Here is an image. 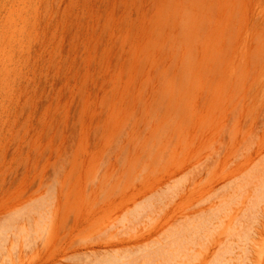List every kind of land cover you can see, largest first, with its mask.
Returning <instances> with one entry per match:
<instances>
[{"label": "rangeland", "instance_id": "1", "mask_svg": "<svg viewBox=\"0 0 264 264\" xmlns=\"http://www.w3.org/2000/svg\"><path fill=\"white\" fill-rule=\"evenodd\" d=\"M0 264H264V0H0Z\"/></svg>", "mask_w": 264, "mask_h": 264}]
</instances>
